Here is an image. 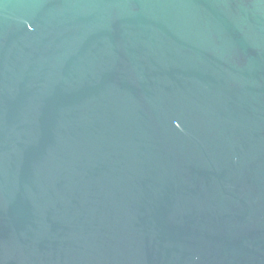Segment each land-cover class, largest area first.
Segmentation results:
<instances>
[{
	"label": "water",
	"instance_id": "95a60500",
	"mask_svg": "<svg viewBox=\"0 0 264 264\" xmlns=\"http://www.w3.org/2000/svg\"><path fill=\"white\" fill-rule=\"evenodd\" d=\"M0 264H264V0H0Z\"/></svg>",
	"mask_w": 264,
	"mask_h": 264
}]
</instances>
